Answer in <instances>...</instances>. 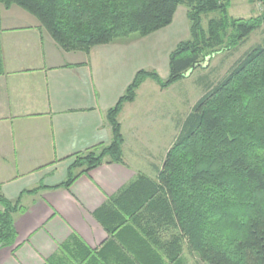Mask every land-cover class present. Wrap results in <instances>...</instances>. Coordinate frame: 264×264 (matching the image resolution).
Segmentation results:
<instances>
[{"label": "trees", "instance_id": "obj_1", "mask_svg": "<svg viewBox=\"0 0 264 264\" xmlns=\"http://www.w3.org/2000/svg\"><path fill=\"white\" fill-rule=\"evenodd\" d=\"M260 2L264 5V0ZM0 4L17 5L36 17L64 51L84 52L132 34L146 37L169 26L179 5L187 7L189 38L169 52L167 79L162 81L153 70L134 74L106 112L110 142L70 156V170L81 168L80 173L107 162L122 163L123 137L116 117L147 78L166 88L201 66L200 58L219 47L236 48L264 24V13L246 20L229 18V0H0ZM210 12H219L220 17L211 18L205 31L202 15ZM76 177L69 172L63 185ZM114 201L119 221L103 223L110 238L91 250L73 235L61 245L56 259L64 264H121L126 249L120 237L126 225L121 214L138 211L149 213L147 219H154L156 228L166 225L177 233L167 246L169 262L179 264L178 239L185 238L187 248L204 264H264V45L245 53L196 101L156 179L138 175ZM0 205V248L10 247L16 239L13 214L21 207L18 200L1 194ZM105 214L101 209L96 217L103 221Z\"/></svg>", "mask_w": 264, "mask_h": 264}, {"label": "crops", "instance_id": "obj_2", "mask_svg": "<svg viewBox=\"0 0 264 264\" xmlns=\"http://www.w3.org/2000/svg\"><path fill=\"white\" fill-rule=\"evenodd\" d=\"M154 33L88 52L64 51L36 17L17 5L0 4V194L21 207L13 214L15 244L0 248V264H64L56 257L73 235L88 249L100 248L110 238L103 223L119 221L114 198L140 174L156 179L174 139L154 165L152 105L140 111L137 100L146 80L116 117L122 163L70 170L72 154L110 142L106 112L138 70L154 66ZM167 38L158 36L156 47L169 43ZM140 113L145 116L139 120ZM69 172L77 177L64 186ZM101 209L103 221L96 217ZM134 235V244L146 236ZM120 237L125 238L123 231ZM145 256V264H157Z\"/></svg>", "mask_w": 264, "mask_h": 264}, {"label": "rangeland", "instance_id": "obj_3", "mask_svg": "<svg viewBox=\"0 0 264 264\" xmlns=\"http://www.w3.org/2000/svg\"><path fill=\"white\" fill-rule=\"evenodd\" d=\"M186 10L187 7L185 5H179L175 12L173 24L162 31L154 33V45L156 46L155 41H157L158 36H166V39H168L167 37L169 39L172 38L169 43L161 44L162 46L159 48L154 47V66L146 69L155 71L162 81L167 79L169 73V53L166 54L165 52H168V49L174 48L179 41L189 38V22L186 18ZM262 13H264V5L260 0H229L227 15L231 19L246 20L260 16ZM219 17V12H210L202 15L201 24L203 29L207 31L208 21L211 18ZM132 36L140 37L137 34H132L126 37V39ZM263 45L264 24L254 30L236 48L225 50L223 47H219L208 57L200 58V61L202 60L201 66L194 68L188 75L166 88H161L151 78L146 79L145 83L137 91V100L140 99L138 107L140 111H143L145 106L152 105L154 119L151 120L150 129H154V165L159 163V159L164 155V146L170 144L172 139L176 137L181 128V123L191 111L196 101L207 89L221 81L245 53ZM206 55H208L207 52ZM146 113L147 111L145 115ZM141 115V113L138 114L139 120L145 116L142 115L141 117ZM129 208L131 210L136 209V207ZM148 214L146 212L140 214L138 211H135L132 214V220L126 221V225L122 227L125 236L123 240L126 239L127 243L130 242L124 252L125 262L127 264H145L142 256L147 254L145 257L149 261L154 257V262L175 264L176 261H168L167 246L173 241L174 237H177V233L166 225L156 228L152 224L154 219H147L150 217H148ZM134 219H136V223H134ZM142 233L146 236H140ZM134 234H139L140 236L138 243L135 242V244L132 242ZM150 237L154 239L153 242ZM178 240V244H181L182 248L181 253L178 255L181 261L177 260L179 264H204L195 253L187 248L185 238ZM130 250L133 251V254ZM151 255L154 256L152 257Z\"/></svg>", "mask_w": 264, "mask_h": 264}, {"label": "water", "instance_id": "obj_4", "mask_svg": "<svg viewBox=\"0 0 264 264\" xmlns=\"http://www.w3.org/2000/svg\"><path fill=\"white\" fill-rule=\"evenodd\" d=\"M192 70H193V69L188 70V72H186V73L184 74V77H185L186 75H188Z\"/></svg>", "mask_w": 264, "mask_h": 264}]
</instances>
